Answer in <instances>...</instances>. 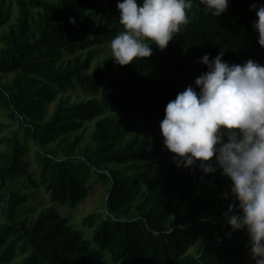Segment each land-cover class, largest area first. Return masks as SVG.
Instances as JSON below:
<instances>
[{"label": "trees", "instance_id": "1", "mask_svg": "<svg viewBox=\"0 0 264 264\" xmlns=\"http://www.w3.org/2000/svg\"><path fill=\"white\" fill-rule=\"evenodd\" d=\"M16 3V22L0 36V74L17 76L0 86V110L20 118L25 140L40 147L33 154L34 178L24 166L26 144L15 135L0 140V264H254L247 233L231 231L223 215L233 203L222 195L230 192L231 181L219 169L205 174L197 166L177 167L175 154L161 142L129 141L128 132L135 129L132 118L161 121L177 93L195 88V78L207 71L198 63L204 54L211 58L223 48L229 64L251 59L264 66V47L252 28L255 11L249 8L264 0H229L218 17L206 15L193 0L189 24L163 51L153 44L148 58L124 66L105 61L90 74L95 52H80L110 41L121 26L85 38L88 24L117 0ZM8 18L9 7L0 0V28ZM64 54L72 58L61 60ZM75 88L89 98L69 104L59 97L43 122L46 105ZM94 119L83 139L79 130ZM91 175L107 189V198L104 214L82 221L90 238L53 208L29 218L28 193L12 188L25 181L52 202L75 208L89 193ZM196 242L197 254L190 250Z\"/></svg>", "mask_w": 264, "mask_h": 264}, {"label": "clouds", "instance_id": "2", "mask_svg": "<svg viewBox=\"0 0 264 264\" xmlns=\"http://www.w3.org/2000/svg\"><path fill=\"white\" fill-rule=\"evenodd\" d=\"M206 15L218 17L229 0H199ZM193 0H117L122 30L108 47L120 66L153 54L151 45L163 51L169 41L189 24L187 12ZM255 11L252 28L264 47V3L249 5ZM69 23L75 19L69 17ZM204 54L198 63L207 71L170 100L159 127L163 145L174 153L177 167L197 166L231 181V196L224 216L231 231L244 230L246 247L254 264H264V66L248 59L243 65ZM198 89V91L196 90Z\"/></svg>", "mask_w": 264, "mask_h": 264}, {"label": "rangeland", "instance_id": "3", "mask_svg": "<svg viewBox=\"0 0 264 264\" xmlns=\"http://www.w3.org/2000/svg\"><path fill=\"white\" fill-rule=\"evenodd\" d=\"M138 6L140 0H137ZM5 7H9V18L6 24L0 28V36L3 32L8 31L9 27L16 22L18 17V7L16 0H5ZM119 12L117 8H105V11L94 18V21L88 24L89 34L85 38H92V35L95 31L103 32L105 30H111L115 25L119 24ZM120 25V24H119ZM121 26V25H120ZM122 30V26H121ZM111 41V40H110ZM110 41H105L101 45L91 46L89 49L81 51L80 54L84 57L87 51L95 52L93 60L91 62L90 68L86 71L87 74L93 72L95 67L98 64H101L105 61L111 62L113 64V58H110V49L108 47ZM4 44L0 40V49L3 48ZM72 56L70 54H64L61 60H69ZM16 73L11 74H0V86L4 84H10L16 78ZM67 101V103L72 104L74 102L79 103L84 100H87L89 96L81 91L79 88L70 90L62 95H57L56 99L47 104L45 107V115L43 117V122L47 121L53 113L59 97ZM115 117H119L118 112H114ZM100 116L96 119L104 117ZM87 122L83 129L79 130V133L82 134L83 139H87L89 134L94 128L95 120ZM132 124H135L134 131L131 130L128 132V140L142 142L144 144H150L152 142H161L163 144V137L160 132V121H146L141 118H132ZM24 124L20 118L12 117L8 111L2 109L0 110V140L3 138L11 137L15 135L19 141H22L26 144L28 151L24 155V166L28 169L29 173L34 176L38 175V170L34 161V149L35 147H40L38 143L32 140H25V130ZM136 131L137 135L135 136L134 132ZM72 137L68 140L71 141ZM54 146L53 143L48 144L46 147ZM4 144L0 143V151L3 150ZM60 156L62 153L59 154ZM119 167V166H118ZM90 190L87 197L75 208L62 207L54 202H52L47 194L43 192L40 188H32L25 181H18L17 184H14L12 188L25 191L28 193V202L29 209L26 211V215L29 218L36 217L40 212L53 208L58 210L60 214L69 220V223L76 229H80L83 232L85 238H90L91 230L82 226V221L93 213L104 214V205L107 198V189L96 180L95 175L89 177ZM11 188V189H12ZM3 221V213L0 211V223ZM200 243L196 242L190 248L195 254H197V249L199 248Z\"/></svg>", "mask_w": 264, "mask_h": 264}]
</instances>
